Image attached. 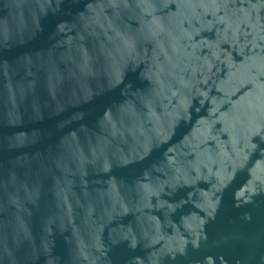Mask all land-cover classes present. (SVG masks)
Instances as JSON below:
<instances>
[{
    "label": "water",
    "instance_id": "95a60500",
    "mask_svg": "<svg viewBox=\"0 0 264 264\" xmlns=\"http://www.w3.org/2000/svg\"><path fill=\"white\" fill-rule=\"evenodd\" d=\"M0 264H264V0H0Z\"/></svg>",
    "mask_w": 264,
    "mask_h": 264
}]
</instances>
